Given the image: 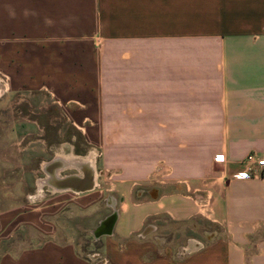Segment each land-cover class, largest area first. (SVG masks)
Returning a JSON list of instances; mask_svg holds the SVG:
<instances>
[{"label": "crops", "instance_id": "crops-1", "mask_svg": "<svg viewBox=\"0 0 264 264\" xmlns=\"http://www.w3.org/2000/svg\"><path fill=\"white\" fill-rule=\"evenodd\" d=\"M0 92V264H264V0H0Z\"/></svg>", "mask_w": 264, "mask_h": 264}, {"label": "rangeland", "instance_id": "rangeland-1", "mask_svg": "<svg viewBox=\"0 0 264 264\" xmlns=\"http://www.w3.org/2000/svg\"><path fill=\"white\" fill-rule=\"evenodd\" d=\"M4 84V83H2ZM15 102V99L11 100H5L4 97L1 99L2 105H0V135H4L9 133V131L12 129L11 127L8 126V123L6 122L7 119H9L10 116V111H11V103ZM22 107H18L14 109H21ZM24 113H26V109L24 107L23 109ZM49 120H45L42 122V125L45 126V132H46V138L49 139L50 141L55 140V127H52L50 124ZM63 127V125L59 126ZM63 132H65L66 136L63 138V140L69 141V138L71 139L72 136H75L76 143H75V151L79 154H85L87 153L88 149L87 147L82 146L81 138L80 136L73 131L72 128H67L66 126L62 128ZM8 156L9 158H15V153L14 150H6V147L3 145L0 146V157L4 158L5 156ZM3 166L2 163H0V167ZM30 163H29V168H30ZM15 175L7 176V177H1L0 178V188L2 184L4 183H13L15 181ZM43 174L39 175V178H42ZM4 182V183H3ZM31 181L29 180L28 184L30 186ZM36 188V187H35ZM32 191V190H30ZM34 191V189H33ZM46 195L49 194L48 191L45 192ZM105 198V197H104ZM103 198V199H104ZM105 201H101L95 205H93L90 208H84V207H67L61 217H58V222L60 221L62 225V229H67L68 227H72L76 229L77 234H78V244L81 249H84L85 252L88 251H95L97 248L94 244V236H93V227L94 224L96 223L97 218L101 217L103 213H107L108 211H111L110 208L105 207ZM4 204H8L7 200H2L0 197V211L2 209L7 208ZM200 225V224H199ZM171 229H173L175 232L180 233L183 231V227H180V225L173 224L170 226ZM29 234V233H28ZM32 235V234H30ZM183 235H190V234H172V244L177 246V244L182 243L183 241ZM23 238V236H22ZM37 242L34 240H29L27 244H24V246H29V245H35ZM99 244V242H98ZM99 247V246H98ZM178 249V248H177Z\"/></svg>", "mask_w": 264, "mask_h": 264}, {"label": "built area", "instance_id": "built-area-1", "mask_svg": "<svg viewBox=\"0 0 264 264\" xmlns=\"http://www.w3.org/2000/svg\"><path fill=\"white\" fill-rule=\"evenodd\" d=\"M245 169L236 173L232 179L234 180H250L264 177V159L259 158L255 154L249 155L245 161ZM94 260L98 257L94 255Z\"/></svg>", "mask_w": 264, "mask_h": 264}, {"label": "water", "instance_id": "water-1", "mask_svg": "<svg viewBox=\"0 0 264 264\" xmlns=\"http://www.w3.org/2000/svg\"><path fill=\"white\" fill-rule=\"evenodd\" d=\"M109 223H111V221H113V217H110L109 219ZM108 220L107 222L105 221L103 223V226L100 227L98 229V231L95 233L96 237H100L102 234H110L111 233V224H108Z\"/></svg>", "mask_w": 264, "mask_h": 264}, {"label": "flooded vegetation", "instance_id": "flooded-vegetation-1", "mask_svg": "<svg viewBox=\"0 0 264 264\" xmlns=\"http://www.w3.org/2000/svg\"><path fill=\"white\" fill-rule=\"evenodd\" d=\"M1 93V92H0Z\"/></svg>", "mask_w": 264, "mask_h": 264}]
</instances>
